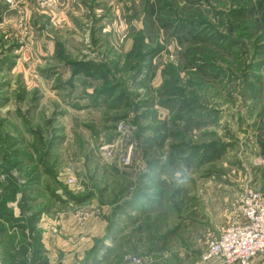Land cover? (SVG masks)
Masks as SVG:
<instances>
[{
	"label": "rangeland",
	"instance_id": "374dc122",
	"mask_svg": "<svg viewBox=\"0 0 264 264\" xmlns=\"http://www.w3.org/2000/svg\"><path fill=\"white\" fill-rule=\"evenodd\" d=\"M248 190L264 0H0V264H195Z\"/></svg>",
	"mask_w": 264,
	"mask_h": 264
},
{
	"label": "built area",
	"instance_id": "2783aa9c",
	"mask_svg": "<svg viewBox=\"0 0 264 264\" xmlns=\"http://www.w3.org/2000/svg\"><path fill=\"white\" fill-rule=\"evenodd\" d=\"M264 254V193L248 190L238 202V210L229 226L208 242L195 264H252ZM124 264H149L138 255H128Z\"/></svg>",
	"mask_w": 264,
	"mask_h": 264
},
{
	"label": "clouds",
	"instance_id": "9594fccd",
	"mask_svg": "<svg viewBox=\"0 0 264 264\" xmlns=\"http://www.w3.org/2000/svg\"><path fill=\"white\" fill-rule=\"evenodd\" d=\"M176 183L178 186H182L188 182L189 177L182 173V172H176L175 173Z\"/></svg>",
	"mask_w": 264,
	"mask_h": 264
},
{
	"label": "crops",
	"instance_id": "0c3cea01",
	"mask_svg": "<svg viewBox=\"0 0 264 264\" xmlns=\"http://www.w3.org/2000/svg\"><path fill=\"white\" fill-rule=\"evenodd\" d=\"M261 263L264 264V259L261 260ZM261 263H260V264H261Z\"/></svg>",
	"mask_w": 264,
	"mask_h": 264
}]
</instances>
